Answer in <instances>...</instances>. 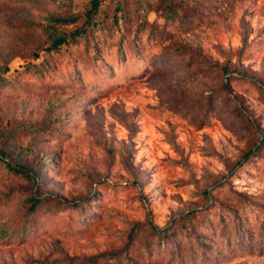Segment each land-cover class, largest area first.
Segmentation results:
<instances>
[{
	"label": "rangeland",
	"instance_id": "1",
	"mask_svg": "<svg viewBox=\"0 0 264 264\" xmlns=\"http://www.w3.org/2000/svg\"><path fill=\"white\" fill-rule=\"evenodd\" d=\"M91 7L0 0V264H264V0Z\"/></svg>",
	"mask_w": 264,
	"mask_h": 264
},
{
	"label": "trees",
	"instance_id": "2",
	"mask_svg": "<svg viewBox=\"0 0 264 264\" xmlns=\"http://www.w3.org/2000/svg\"><path fill=\"white\" fill-rule=\"evenodd\" d=\"M100 3L101 0H92V7L91 9L88 10L87 14L84 16V21L83 23L85 24V26H89L92 24L93 18H94V14H96L98 8L100 7ZM80 16H69V17H52L51 22H53L54 24H62V25H67V24H73V23H77L80 20ZM86 28H78L77 30L69 33L66 32H51L50 33V38L52 41L51 47L50 49H57L58 47H60L62 44L66 43L69 41V38H71L72 40H76V36H81L83 32H85ZM252 151H248L245 156L244 159H246L250 153ZM4 156H6V153L4 151H0V157L4 158ZM8 168L11 169L12 171H15L17 173H23L26 174L28 177L33 178L34 177V173L29 170L27 167H24L23 165H15L13 166L10 162L6 163ZM38 203H40V199L38 197L33 198L31 206H30V210L33 211L37 206ZM4 234V232H3ZM97 260V257H90L87 259V263L89 264H93L95 263Z\"/></svg>",
	"mask_w": 264,
	"mask_h": 264
}]
</instances>
